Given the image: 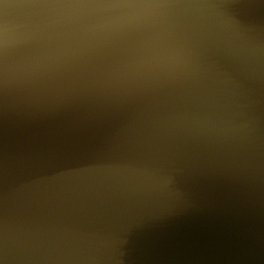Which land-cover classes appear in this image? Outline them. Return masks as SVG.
I'll use <instances>...</instances> for the list:
<instances>
[{
  "label": "clouds",
  "instance_id": "1",
  "mask_svg": "<svg viewBox=\"0 0 264 264\" xmlns=\"http://www.w3.org/2000/svg\"><path fill=\"white\" fill-rule=\"evenodd\" d=\"M0 264H264V0H0Z\"/></svg>",
  "mask_w": 264,
  "mask_h": 264
}]
</instances>
